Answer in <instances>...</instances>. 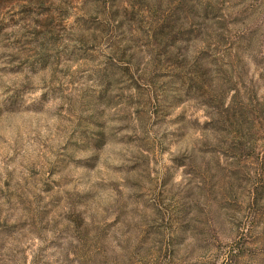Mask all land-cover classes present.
Wrapping results in <instances>:
<instances>
[{"label": "rangeland", "instance_id": "1", "mask_svg": "<svg viewBox=\"0 0 264 264\" xmlns=\"http://www.w3.org/2000/svg\"><path fill=\"white\" fill-rule=\"evenodd\" d=\"M0 264H264V0H0Z\"/></svg>", "mask_w": 264, "mask_h": 264}]
</instances>
